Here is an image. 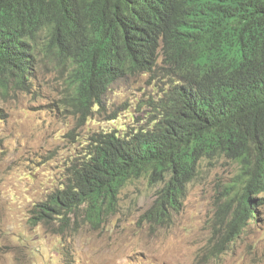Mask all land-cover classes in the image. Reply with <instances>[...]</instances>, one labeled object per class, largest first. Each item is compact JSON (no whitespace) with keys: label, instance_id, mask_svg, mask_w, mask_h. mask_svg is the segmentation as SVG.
<instances>
[{"label":"trees","instance_id":"trees-1","mask_svg":"<svg viewBox=\"0 0 264 264\" xmlns=\"http://www.w3.org/2000/svg\"><path fill=\"white\" fill-rule=\"evenodd\" d=\"M40 63L66 70L79 120L128 76L149 75L159 97L145 128L95 133L32 224L80 215L97 228L140 178L162 185L145 218L169 221L201 162L219 158L237 172L217 204L229 219L216 248L264 205V0H0V93L30 92Z\"/></svg>","mask_w":264,"mask_h":264},{"label":"rangeland","instance_id":"rangeland-1","mask_svg":"<svg viewBox=\"0 0 264 264\" xmlns=\"http://www.w3.org/2000/svg\"><path fill=\"white\" fill-rule=\"evenodd\" d=\"M66 76L65 69L40 63L34 89L0 93V264H264V205L238 238L216 248L229 219L216 218L217 204L237 172L224 158L201 162L179 203L168 208L169 221L145 218L162 185L140 178L123 187L116 213L97 228L80 215L64 226L32 224L33 206L63 186L91 137L145 128L159 97L149 75L128 76L109 88L100 109L79 120L64 104Z\"/></svg>","mask_w":264,"mask_h":264},{"label":"bare ground","instance_id":"bare-ground-1","mask_svg":"<svg viewBox=\"0 0 264 264\" xmlns=\"http://www.w3.org/2000/svg\"><path fill=\"white\" fill-rule=\"evenodd\" d=\"M132 173V172H131ZM75 205V204H74ZM109 210V209H108Z\"/></svg>","mask_w":264,"mask_h":264}]
</instances>
